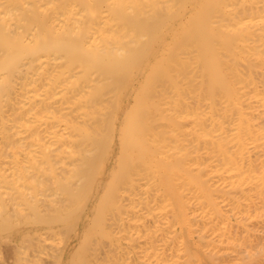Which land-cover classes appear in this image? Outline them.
Segmentation results:
<instances>
[{"label": "bare ground", "instance_id": "bare-ground-1", "mask_svg": "<svg viewBox=\"0 0 264 264\" xmlns=\"http://www.w3.org/2000/svg\"><path fill=\"white\" fill-rule=\"evenodd\" d=\"M0 264H264V0H0Z\"/></svg>", "mask_w": 264, "mask_h": 264}]
</instances>
